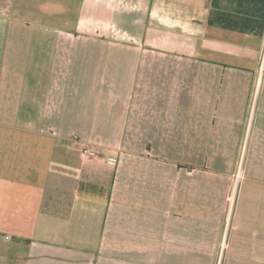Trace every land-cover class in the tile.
<instances>
[{
    "label": "crops",
    "instance_id": "obj_1",
    "mask_svg": "<svg viewBox=\"0 0 264 264\" xmlns=\"http://www.w3.org/2000/svg\"><path fill=\"white\" fill-rule=\"evenodd\" d=\"M0 264H264V0H0Z\"/></svg>",
    "mask_w": 264,
    "mask_h": 264
}]
</instances>
